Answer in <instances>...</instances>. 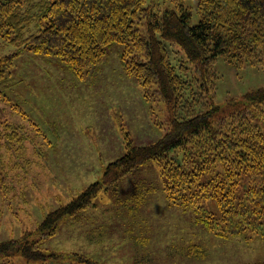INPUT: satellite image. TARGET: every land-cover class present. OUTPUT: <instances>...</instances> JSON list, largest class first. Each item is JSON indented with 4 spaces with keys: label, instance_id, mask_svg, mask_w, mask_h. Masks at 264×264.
<instances>
[{
    "label": "trees",
    "instance_id": "trees-1",
    "mask_svg": "<svg viewBox=\"0 0 264 264\" xmlns=\"http://www.w3.org/2000/svg\"><path fill=\"white\" fill-rule=\"evenodd\" d=\"M163 4L153 0H0V38L14 48L13 53L0 54V170L5 166L1 149L9 145L21 149L25 140L19 127L7 120L1 103L28 120L25 110L6 92L17 82L11 71L15 60L27 53L85 80L99 73L108 50L119 45L124 74L138 80L146 100L163 104L167 118L163 136L152 143L136 145L126 133L125 153L106 165L101 179L48 212L35 231L1 242V261L13 254L27 262L60 259L61 253H44L41 242L56 234L63 219L74 221L80 212L92 208L101 191L115 190L129 174L150 162L159 169L161 190L169 204L191 209L197 226L219 239L247 229L264 233V85L215 105L212 68L219 56L229 64L260 62L264 0H196L194 23L184 0ZM142 24L145 37L139 29ZM171 46L185 57L187 66L179 68L182 74L169 60ZM16 155L21 157L20 152ZM4 181L0 172L1 188L6 186ZM154 190L147 188L144 195L136 191L135 196L143 201ZM202 199H213L218 213L205 211L199 205ZM78 259L94 264L85 256Z\"/></svg>",
    "mask_w": 264,
    "mask_h": 264
},
{
    "label": "rangeland",
    "instance_id": "rangeland-1",
    "mask_svg": "<svg viewBox=\"0 0 264 264\" xmlns=\"http://www.w3.org/2000/svg\"><path fill=\"white\" fill-rule=\"evenodd\" d=\"M153 1L162 6L165 0ZM184 1L194 14V23L196 0ZM139 29L145 37V25ZM120 50L113 45L99 73L85 80L29 53L15 60L11 71L17 82L6 92L25 110L29 121L1 103L7 120L19 127L25 140L21 149L11 145L1 149L5 166L0 172L6 186L0 187V243L35 231L48 212L99 181L106 165L125 153L126 133L136 145L163 136L162 127L167 128L164 106L146 100L138 80L124 74ZM168 51L171 64L182 74L180 66H187L183 53L176 46ZM13 52L0 38V54ZM212 68L215 105L264 85V55L253 65L229 64L219 56ZM17 152L21 157L16 158ZM132 174L115 190L101 191L93 207L80 212L76 220L63 219L56 234L41 242L44 253L53 251L63 257L27 262L13 254L0 264H90L78 256L94 264H264L262 231L247 229L219 239L196 225L191 209L169 204L155 163ZM150 187L156 190L139 201L136 191L144 195ZM199 205L218 213L213 199H202Z\"/></svg>",
    "mask_w": 264,
    "mask_h": 264
}]
</instances>
